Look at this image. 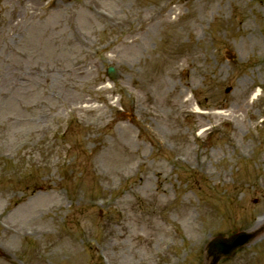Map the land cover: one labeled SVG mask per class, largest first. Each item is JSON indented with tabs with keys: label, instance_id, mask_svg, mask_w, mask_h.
Instances as JSON below:
<instances>
[{
	"label": "rangeland",
	"instance_id": "374dc122",
	"mask_svg": "<svg viewBox=\"0 0 264 264\" xmlns=\"http://www.w3.org/2000/svg\"><path fill=\"white\" fill-rule=\"evenodd\" d=\"M256 216L264 0H0V264H264Z\"/></svg>",
	"mask_w": 264,
	"mask_h": 264
},
{
	"label": "water",
	"instance_id": "95a60500",
	"mask_svg": "<svg viewBox=\"0 0 264 264\" xmlns=\"http://www.w3.org/2000/svg\"><path fill=\"white\" fill-rule=\"evenodd\" d=\"M249 237L243 234L235 236L229 240L216 239L208 246V255L212 257L209 264H216L221 255L228 256L238 245L247 241Z\"/></svg>",
	"mask_w": 264,
	"mask_h": 264
},
{
	"label": "bare ground",
	"instance_id": "6f19581e",
	"mask_svg": "<svg viewBox=\"0 0 264 264\" xmlns=\"http://www.w3.org/2000/svg\"><path fill=\"white\" fill-rule=\"evenodd\" d=\"M132 107L134 108L135 107V104L134 102L132 103ZM23 205V206H20V207H16L15 209V212L11 214V216L8 218L7 217V220L9 221H12V222H18L19 224L21 225H24L26 222H25V218L27 217V214L24 215L23 214V210L27 207H32V205ZM260 217V218H259ZM264 224V216L261 217V216H256V217H253L251 218L249 221L246 222L245 226L250 230V231H254V230H257L258 228H260L262 225ZM15 238L18 236V231H15Z\"/></svg>",
	"mask_w": 264,
	"mask_h": 264
}]
</instances>
